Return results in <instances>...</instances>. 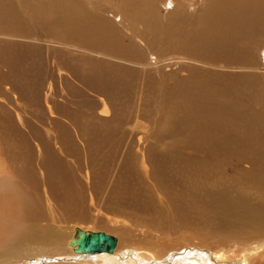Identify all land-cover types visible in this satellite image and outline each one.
Wrapping results in <instances>:
<instances>
[{"label": "rangeland", "instance_id": "374dc122", "mask_svg": "<svg viewBox=\"0 0 264 264\" xmlns=\"http://www.w3.org/2000/svg\"><path fill=\"white\" fill-rule=\"evenodd\" d=\"M71 1L50 0L63 9L60 18L48 14L36 22L24 14L28 20L13 19L6 12L11 2L0 0V34L38 38L17 41L21 45L0 65V193L18 194L34 210L30 218L22 210L6 222L1 262L81 264L70 255L37 253L48 236L66 237V243L79 225L133 244L205 232L211 238L163 259L152 251V258L127 252L120 259H85L90 264H173L191 256L220 264L209 241L228 250L264 243V47L251 64L248 35L224 50L202 42L199 27L212 22L220 0H187L179 6L184 15L173 13L157 29L145 16L146 0H96L101 20L74 18L71 27ZM153 1L164 9L165 0ZM119 8L134 16L144 46L131 37V23L115 17ZM6 37L0 41L13 40ZM48 39L84 49H48ZM173 57L187 62H162ZM220 193L226 195L217 198ZM222 199L263 213L216 225L213 203ZM30 222L35 226L26 233ZM261 245L263 256L254 264H264ZM19 251L23 256L14 258Z\"/></svg>", "mask_w": 264, "mask_h": 264}, {"label": "bare ground", "instance_id": "6f19581e", "mask_svg": "<svg viewBox=\"0 0 264 264\" xmlns=\"http://www.w3.org/2000/svg\"><path fill=\"white\" fill-rule=\"evenodd\" d=\"M9 1L11 2L13 7L6 10V12L8 15L11 14L13 19H16V18L19 19V16H20L21 18L26 19V20H28L27 19L28 17L30 20L36 19V22H40V19L45 21L48 14H51V18H53L54 16L60 18L62 14L61 12L63 10V9L55 10L57 7L60 6L59 2L50 3L49 2L50 0L47 3L41 2L42 0H9ZM186 1L187 0H168L167 2V0H165L164 2L162 1L164 9H160L159 8L160 1L159 3H155L153 0H146V2H148V8L146 10L147 12L145 13V16H147L148 23L151 25L150 27L154 29L160 28L162 26L160 23V20L163 21V19H166V24H168V17L172 16L173 13H179L181 15H184L186 11L182 8H179V6L186 5ZM246 1L235 3L234 6H227L225 5V0H220L219 7L215 10V17L212 20V22L210 24L203 25L204 29H202V26H200L199 27L200 31H198L199 30L198 29L197 34L203 36L202 38L203 43L207 44L210 47L218 49V50L229 49L232 47L234 48L239 47L240 46V42L238 43L239 39L244 35H248V37H246L245 39H247L248 41L247 48H250L249 61L252 64V61L255 60L256 49L258 47L260 48L261 46L264 47V32L262 31L264 30V0H246ZM71 2L74 6V10L71 13L68 12V14L66 15L71 27L73 25L74 18L81 19V18L86 17V18L92 19V21L96 24L101 20L102 17H99L100 11H98L97 10L98 8H96L97 4H99L100 2H97L96 0H72ZM192 6L193 4L188 5V7H192ZM163 10L165 11V14ZM117 13L118 14L115 17L116 18L119 17V20H120L119 23L121 24L123 21L130 22L131 23L130 31H132L133 34H130V33L129 34L136 42L144 46L146 44L145 40L142 38L139 31H135V30H138L139 24L134 21V16L128 12L120 13V8L117 10ZM23 14L26 15L27 17H25ZM169 26L166 28L171 29ZM11 31L13 32V30ZM0 36H2V38L7 36V37H10V39L11 38L13 39V40L8 41L7 39L9 38L6 37L7 41L5 42L0 41V65L1 63H4V62L8 63L9 57L14 52L13 49L15 50L17 46L21 45V43H17V41H25V40L34 41L38 39L37 37H25L23 35L11 36L10 34L8 35V33L0 34ZM45 43L48 49L50 48L53 49V47L55 46L66 47L70 52H79V51H83L84 49L74 44L64 45L62 43L56 42L54 39L53 40L48 39L47 41H45ZM85 50L89 51V49H85ZM92 53L97 54L98 56H102V54L97 53V52H92ZM151 58L154 64H157V62L159 61V58L155 57L154 55L151 56ZM174 59L175 57L162 61V62H166V61L173 62ZM175 60L181 63L187 62L185 59H180V58L175 59ZM188 62H195V61L189 60ZM199 63L202 65H206V64H203L202 62H199ZM8 90H9V87L6 88V91ZM101 99H102V105L106 109L107 108V102L105 101L106 98L102 97ZM105 112L108 115L109 113L108 109H106ZM259 125H260L259 130L261 132H264V121L259 122ZM140 141H142V139H140ZM140 153H141V162L143 161L144 166L145 164L148 165L147 163L148 160L146 162V159H148L147 154L146 153L143 154V152H140ZM176 163L178 164V162ZM225 195H226L225 193H220L219 197L217 196L216 197L222 198ZM19 196L20 195L18 194H12V193L11 195L5 192L0 193V216L2 215V217H0V240L2 241H3L2 237H5L9 230V229L6 230V222L8 220L15 221V219H18L19 214H22V212L20 213V211L22 210L24 214L26 213L28 214L29 218L31 216L30 211L32 209L30 208V206L28 205L26 201H25L26 202L25 204H22L21 200L18 198ZM232 203H228L224 199H222V201H216L213 203L214 209L220 214L219 216L214 217L215 219L214 223L216 225L222 224L223 223L222 220L227 221L226 223L242 224V220L246 218L247 215L257 216L263 213L261 209L252 210V208L250 209L246 208V206L239 200L232 201ZM31 222L28 224V226H26V229H25L26 233H29L30 231H32V229L35 226V224ZM110 223H114V222L110 221ZM194 223L195 225L199 227L200 230H202V232L206 230L204 227L205 223L200 222V221H195ZM76 228H79L80 230L85 231L86 233L97 232V231L100 232V230L90 229L88 227L86 228L84 226L79 225L73 228L74 229L73 234L72 236L68 237L70 239L66 243L64 241V238L66 237L63 238L60 235L59 237H56V235L54 237L53 235L48 236L49 238H47V242L43 243V244H48V245L47 246L39 245L41 248L37 250L38 255L45 254L46 252L61 253L60 255H63V256L70 255V256H73L79 259L81 264H90V261L85 260V259H91V260L96 259L99 261L112 260L114 258L120 259L122 254H126L127 252H128V255L130 254L133 256H136V254L140 252L143 254V256L152 258V255L149 253V251H152L158 254V256L160 257L159 259H163L164 257L168 256L173 250L179 251L185 248L187 244H191L192 246H195L197 248V247L206 245L208 243V240L211 239L205 232L204 235L189 234L186 237H182V238L176 236L179 239H173V238L171 239L170 237L168 239L165 238V240H161V237H160L156 239L157 241H153V239H147L146 241H144L145 244L141 242L133 244L130 242V240L129 241L127 239L123 240L119 235L116 234L115 236L118 238V243L113 253L97 252V253L79 254V253H76L75 251L77 246L71 245V240L76 234ZM2 232L5 234H2ZM102 232H105L106 234L110 235V233L106 231H102ZM147 234L148 233L145 232L144 236ZM29 235L30 234H27V236ZM148 236H151V235H148ZM22 240L23 238H21L20 240L18 239L17 241L20 242ZM259 241H262V240H258V241L254 240V241L247 243L249 244V246L243 248L242 250L241 248L235 249V250L234 249L228 250L226 247L214 246L212 245L214 241H209L210 244H208L209 245L208 248L211 251H214L215 256H217L219 260H221L220 264H238L236 261L239 259L243 260L244 262L248 264H254L258 260L257 258H260L261 256H263V255H258V252L262 248L261 244H264ZM173 246L174 248H172ZM11 248H13V251H14V247L11 246ZM128 248H132V249H128ZM229 248L231 247L229 246ZM28 253L31 254L29 251ZM16 255H18L19 257L20 256L22 257L23 253L21 251L14 252L13 253V256H15L14 258H16ZM0 256H1L0 258H3L4 256H6V254L0 255ZM0 264H3L1 260H0ZM8 264H14V262L8 263ZM75 264H77L76 261H75ZM128 264H134V263L129 262ZM173 264H207V261L201 258L200 256H191L190 260H186V257L184 258L179 257L173 260Z\"/></svg>", "mask_w": 264, "mask_h": 264}, {"label": "water", "instance_id": "95a60500", "mask_svg": "<svg viewBox=\"0 0 264 264\" xmlns=\"http://www.w3.org/2000/svg\"><path fill=\"white\" fill-rule=\"evenodd\" d=\"M118 243V238L113 235H108L105 232H90L76 228V234L71 240V245L77 246L76 253H97L109 252L113 253Z\"/></svg>", "mask_w": 264, "mask_h": 264}]
</instances>
